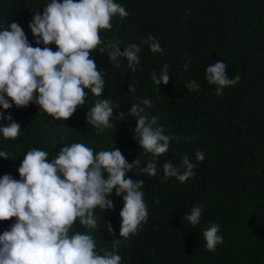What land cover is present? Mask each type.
Instances as JSON below:
<instances>
[{
	"label": "trees",
	"instance_id": "trees-1",
	"mask_svg": "<svg viewBox=\"0 0 264 264\" xmlns=\"http://www.w3.org/2000/svg\"><path fill=\"white\" fill-rule=\"evenodd\" d=\"M50 2L0 0V29L16 22L33 47H44L36 44L28 25ZM114 2L129 15L114 16L112 28L101 30L100 36L104 41L118 40L121 51L129 44L139 45L135 71L127 67L126 58H119L121 66L116 68L107 51L96 49L92 58L105 82L104 91L96 97L85 89V103L66 121L54 119L34 103L0 108V114L10 115L21 127L15 139L0 134V151L8 154V159L0 158V177L11 174L20 179L17 169L34 148L48 152L49 160L72 143H83L94 152L117 148L129 163L140 161L139 168L125 178L144 181L141 191L148 218L134 235L119 237L123 194L113 192L111 209H94L97 230L90 234L98 254L112 251L113 241L121 239L120 264H264V0ZM148 36L156 38L163 54L142 43ZM47 47L57 50L54 44ZM220 61L226 63L228 78L240 80L218 96L217 86L205 77L206 68ZM164 64L169 66V83L156 85L152 74L158 75ZM191 81L199 84V90L186 87ZM105 98L114 105L111 127L98 131L85 114L97 99ZM144 98L152 101L147 114L158 116V126L177 138L156 158L154 177L140 171L151 154L139 146L138 137L133 138L135 117L129 115L131 105ZM9 123L0 119V126ZM197 149L204 152L203 161H196ZM185 155L196 165L195 176L184 183L165 178L164 162L179 165ZM201 203L200 223L193 226L185 217ZM212 222L223 236L214 252L205 248L203 238V230ZM14 223L15 218L0 221V234ZM75 232L90 230L77 220L70 235Z\"/></svg>",
	"mask_w": 264,
	"mask_h": 264
},
{
	"label": "clouds",
	"instance_id": "clouds-1",
	"mask_svg": "<svg viewBox=\"0 0 264 264\" xmlns=\"http://www.w3.org/2000/svg\"><path fill=\"white\" fill-rule=\"evenodd\" d=\"M117 15L125 18L129 12L114 0H51L42 13L33 15L28 25L37 38L36 44L43 43L44 47H33L16 22L0 29V108L7 110L13 104L22 108L34 103L54 119L66 121L85 103V89L96 97L104 91L105 82L92 58L96 49L100 53L107 51L116 68L121 66L119 58H126L127 67L135 71L140 46L129 44L121 51L118 40L104 41L100 36L101 30L112 28V18ZM142 43L148 44L151 52L163 54L154 36ZM49 44L57 50L47 47ZM168 67L164 64L158 75L153 72L154 84L169 83ZM187 67L185 64L184 69ZM225 68L224 61L206 68L205 78L208 84L217 86L218 96L240 80L239 76L228 78ZM186 87L196 91L200 86L191 81ZM151 106V99L144 98L131 105L129 115L135 117L133 138L138 137L139 146L151 154L140 171L154 177L158 171L156 158L168 151L170 140L177 138L158 126V116L147 114L146 109ZM113 110L110 99H97L85 114L86 120L103 131L111 127ZM0 119L11 121L0 126V134L15 139L20 125L10 115L0 114ZM0 158L8 159L7 152L0 151ZM195 159L203 161L204 152L197 149ZM139 166L138 159L129 163L117 148L94 152L83 143L65 145L52 160L44 150L27 151L17 169L20 179L11 174L0 177V221L15 218V223L0 234V264H120L121 239H115L113 250L104 255L96 251V241L90 234L97 230L94 209H111V194H123L119 237L127 239L134 235L148 218L141 191L144 181L125 176ZM195 166L185 155L179 165L164 162L163 174L184 183L195 176ZM203 207L201 203L191 208L185 217L189 224L200 223ZM77 220L90 230L88 234L70 235ZM107 231L112 234L111 225H107ZM219 231L215 222L203 230L208 251L214 252L223 243Z\"/></svg>",
	"mask_w": 264,
	"mask_h": 264
}]
</instances>
